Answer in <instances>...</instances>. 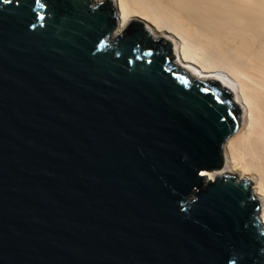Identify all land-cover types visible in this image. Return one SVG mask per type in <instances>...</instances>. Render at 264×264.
Wrapping results in <instances>:
<instances>
[{
    "label": "water",
    "instance_id": "1",
    "mask_svg": "<svg viewBox=\"0 0 264 264\" xmlns=\"http://www.w3.org/2000/svg\"><path fill=\"white\" fill-rule=\"evenodd\" d=\"M117 2L0 0V264H264L232 93Z\"/></svg>",
    "mask_w": 264,
    "mask_h": 264
},
{
    "label": "bare ground",
    "instance_id": "2",
    "mask_svg": "<svg viewBox=\"0 0 264 264\" xmlns=\"http://www.w3.org/2000/svg\"><path fill=\"white\" fill-rule=\"evenodd\" d=\"M115 14L121 23L151 18L232 93L240 127L223 147L224 168L204 175L248 181L264 227V0H118Z\"/></svg>",
    "mask_w": 264,
    "mask_h": 264
},
{
    "label": "rangeland",
    "instance_id": "3",
    "mask_svg": "<svg viewBox=\"0 0 264 264\" xmlns=\"http://www.w3.org/2000/svg\"><path fill=\"white\" fill-rule=\"evenodd\" d=\"M224 149V148H223ZM227 175H230V176H235L237 177V179L239 180L240 176L238 174H227ZM225 176V175H224Z\"/></svg>",
    "mask_w": 264,
    "mask_h": 264
},
{
    "label": "snow or ice",
    "instance_id": "4",
    "mask_svg": "<svg viewBox=\"0 0 264 264\" xmlns=\"http://www.w3.org/2000/svg\"><path fill=\"white\" fill-rule=\"evenodd\" d=\"M36 2H37V3H39V0H36ZM43 6H44V5H43V4H41V7H43Z\"/></svg>",
    "mask_w": 264,
    "mask_h": 264
},
{
    "label": "trees",
    "instance_id": "5",
    "mask_svg": "<svg viewBox=\"0 0 264 264\" xmlns=\"http://www.w3.org/2000/svg\"><path fill=\"white\" fill-rule=\"evenodd\" d=\"M152 44H156V43L152 42Z\"/></svg>",
    "mask_w": 264,
    "mask_h": 264
},
{
    "label": "flooded vegetation",
    "instance_id": "6",
    "mask_svg": "<svg viewBox=\"0 0 264 264\" xmlns=\"http://www.w3.org/2000/svg\"><path fill=\"white\" fill-rule=\"evenodd\" d=\"M150 45H152V43Z\"/></svg>",
    "mask_w": 264,
    "mask_h": 264
}]
</instances>
